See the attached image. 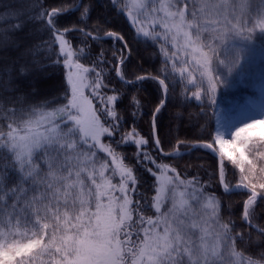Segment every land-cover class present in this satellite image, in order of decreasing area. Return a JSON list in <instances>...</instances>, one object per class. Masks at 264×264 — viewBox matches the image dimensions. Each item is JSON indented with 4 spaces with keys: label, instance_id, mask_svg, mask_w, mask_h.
I'll return each instance as SVG.
<instances>
[{
    "label": "snow or ice",
    "instance_id": "1",
    "mask_svg": "<svg viewBox=\"0 0 264 264\" xmlns=\"http://www.w3.org/2000/svg\"><path fill=\"white\" fill-rule=\"evenodd\" d=\"M236 7L230 0H106L105 11L99 0H73L71 6L40 5L27 20L13 12L0 15V37H15L12 44L20 53L0 73V264H264V253L260 259L245 255L253 233L264 241V225L255 222L256 207L264 205V153L257 160L245 152L254 136L264 140V131H256L264 128V119L245 122L229 138L218 129L210 141L195 146L214 155L218 150L220 195L246 196L240 223L225 221L220 198L195 179H182L174 167L143 151H137L134 164L125 163L127 157L118 151L121 144L143 149L148 140L137 138L134 128L123 129L118 93L103 91L108 84L97 69L108 63L105 53L91 66L81 62L89 60L86 48L95 42L119 43L112 53L119 80L131 87L145 80L159 86L163 98L151 114L155 129L171 88L169 79L177 71L182 78L186 73L194 86L199 74L201 86L193 96L200 101L202 92L211 99L216 91L217 66L229 72L236 66L239 50L228 44L229 36L243 30ZM238 7L244 14L251 5L240 0ZM259 9L264 13V0H259ZM77 12L75 25H61L63 15ZM93 14L109 29L116 28L118 19L110 22L107 17L126 20L138 37L158 46L164 74L127 79L123 67L125 54L130 55L128 41L101 23L89 30ZM33 21L48 34L35 48L27 31ZM260 27L264 31V21ZM77 33L85 47L74 48L68 39ZM205 33L215 35L205 38ZM56 66L64 72L56 89L63 91V98L48 99L43 77ZM205 81L207 88L202 87ZM132 104L138 108L139 101L132 97ZM105 137L110 142H103ZM183 143L165 153L159 137L154 140L158 152L169 156L179 155ZM141 161L155 166L145 169L154 178L149 190L154 195L141 190ZM226 161L239 170L234 185L227 180Z\"/></svg>",
    "mask_w": 264,
    "mask_h": 264
},
{
    "label": "trees",
    "instance_id": "2",
    "mask_svg": "<svg viewBox=\"0 0 264 264\" xmlns=\"http://www.w3.org/2000/svg\"><path fill=\"white\" fill-rule=\"evenodd\" d=\"M62 2L65 6H71L73 0H0V15L8 12L18 13L24 20L35 15L40 5H44L49 9L57 6ZM130 3L131 0H126ZM219 3V0H213ZM251 5L250 10L244 14L240 13L238 7L240 0H230V3L237 5L235 12L241 17V25L243 30L237 36H229L228 44L238 51L236 57V66L231 72L223 65L217 66V75L220 82L217 84L216 91L211 94V99L204 92L201 93L202 99L196 101L193 93L200 87L199 74L197 76V85L194 86L188 82L187 74L182 78L179 72L175 74V78L169 79L171 88L167 97V102L156 117V133L161 140V147L164 152H174L175 145L178 141H183V145L179 150L189 149L194 143L208 142L215 137L216 131L220 129L224 132L225 138L235 131L237 127H242L245 122L251 123L253 119H264V31L260 24L264 21V13L259 9V0H248ZM99 3L105 7L106 0H99ZM79 12L75 14H65L60 18V23L64 27H72L79 19ZM111 22L118 19L115 29H109L107 24H102L96 14L87 21L88 29L91 30L98 23H101L105 30H118L125 36L130 46V55H126L124 74L127 79L134 80L138 75L145 74H161L165 67L163 56L158 55L159 47H152L151 41H145L142 36H137L134 28L126 20L107 17ZM82 26V25H81ZM28 35L31 38V46L41 45L48 40V34L42 25L38 22H31L28 28ZM103 35V31L100 33ZM215 34L205 33V38H211ZM15 37L10 36L7 41L0 37V73L4 68L11 67V62L20 55L12 44ZM74 48L85 47L80 43L83 37L79 33L69 36ZM217 43V41H213ZM120 48V44L115 40H100L86 48L89 60H82L86 66H91L90 62L97 61L99 53H105L104 59L108 63H100L98 71H102L105 77L104 83L108 84V88L104 89L109 95L115 90L119 95V104L117 112L121 117L122 127L127 131L133 128L138 133L137 138L148 140V144L143 149H138L131 142L121 144L118 151L127 159L125 163L134 164V157L137 151L147 152L157 159L160 163H167L174 167L185 180H193L199 182L200 185L208 193H215L221 200V216L223 220L231 219L239 224V214L242 212V202L246 196L233 193L220 195L223 189L219 186L218 161L212 152L204 148H195L189 152H184L178 156L170 157L161 155L153 143L152 137V112L163 98L158 84L153 80H145L137 87H131L120 81L113 71V51ZM220 58L224 59L223 46L220 48ZM171 70V63L168 65ZM179 67V65H178ZM66 71V70H65ZM64 72L60 66L51 68L43 77V90L50 95L63 98V91H56L60 88ZM2 78V77H0ZM94 78V74H93ZM207 88V82L202 85ZM85 95L90 96V90L85 89ZM132 97L139 101L138 108L133 107ZM43 101V98L36 103ZM98 102L93 99V104ZM137 114L133 116V113ZM257 133L264 131V128H258ZM119 137H117L118 139ZM103 142H110L108 138H102ZM218 151V150H217ZM249 159L254 157L259 160L260 155L264 153V140H260L259 136H254L248 141V147L245 149ZM103 155V154H101ZM227 165L226 176L230 184H235L239 170L235 169L230 162ZM146 167H152L148 161H141L139 164V175L143 179L142 191L149 192L154 195V191H149L154 184V178L145 171ZM171 175V173H169ZM261 213H264V205L256 207V221L264 225V219H260ZM253 242L246 244L245 255L252 256L254 259H260L261 253H264V247L260 245L264 241L259 240L253 233ZM243 250V249H242ZM36 264H40L37 260Z\"/></svg>",
    "mask_w": 264,
    "mask_h": 264
},
{
    "label": "water",
    "instance_id": "3",
    "mask_svg": "<svg viewBox=\"0 0 264 264\" xmlns=\"http://www.w3.org/2000/svg\"><path fill=\"white\" fill-rule=\"evenodd\" d=\"M103 36V35H102ZM153 119V118H152ZM152 137H153V143H154V140L155 138L157 137V133H156V125H155V129H153V126H152ZM204 142H199V143H194L189 149H186L184 151H181L179 152V155L184 153V152H189L197 147H195L196 145L198 144H202ZM202 148V147H201ZM160 153V152H159ZM165 153H171V152H165ZM161 154V153H160ZM161 155H164V154H161ZM164 156H169V155H164ZM175 156H178V155H175ZM216 158H217V161H218V169H219V158H218V151L217 153L214 155ZM170 157H174V156H170Z\"/></svg>",
    "mask_w": 264,
    "mask_h": 264
},
{
    "label": "rangeland",
    "instance_id": "4",
    "mask_svg": "<svg viewBox=\"0 0 264 264\" xmlns=\"http://www.w3.org/2000/svg\"><path fill=\"white\" fill-rule=\"evenodd\" d=\"M103 140V139H102ZM234 185V184H233Z\"/></svg>",
    "mask_w": 264,
    "mask_h": 264
},
{
    "label": "bare ground",
    "instance_id": "5",
    "mask_svg": "<svg viewBox=\"0 0 264 264\" xmlns=\"http://www.w3.org/2000/svg\"><path fill=\"white\" fill-rule=\"evenodd\" d=\"M102 36V35H101Z\"/></svg>",
    "mask_w": 264,
    "mask_h": 264
}]
</instances>
